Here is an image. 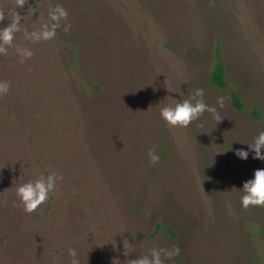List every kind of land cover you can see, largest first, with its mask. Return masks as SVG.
Here are the masks:
<instances>
[{
  "label": "rangeland",
  "instance_id": "obj_1",
  "mask_svg": "<svg viewBox=\"0 0 264 264\" xmlns=\"http://www.w3.org/2000/svg\"><path fill=\"white\" fill-rule=\"evenodd\" d=\"M56 3L67 30L18 32L0 54V264H70L69 247L80 264H125L173 244L166 264H264V205L240 202L264 168L248 146L264 130V0H28L24 28ZM218 57L225 89L210 81ZM194 88L224 96V118L169 126L160 107ZM51 170L55 192L25 212L17 186Z\"/></svg>",
  "mask_w": 264,
  "mask_h": 264
},
{
  "label": "clouds",
  "instance_id": "obj_2",
  "mask_svg": "<svg viewBox=\"0 0 264 264\" xmlns=\"http://www.w3.org/2000/svg\"><path fill=\"white\" fill-rule=\"evenodd\" d=\"M28 2V0H16V7L9 9L7 14L0 11V21L6 17L8 23L0 27V54H6L9 50L7 46H13L16 33L23 31L25 40L36 42L40 40H52L57 36V29L61 28L64 21L69 15L68 10L61 4L56 3L51 6L47 19L43 20L38 29L28 31L22 24L23 13L20 9ZM69 24H63L65 30ZM16 52L20 54L22 60L33 55L32 49L29 47L16 46ZM10 84L8 81H0V95L7 93ZM224 96L216 97V105L209 104L205 101V89L194 88L188 98H184L176 102L174 105H163L159 109L160 117L169 126L188 127L193 121L207 111L217 122L221 121L224 116L218 110L224 107ZM242 143V142H241ZM249 149L254 150V158L264 161V130H260L248 143ZM231 149V146L228 148ZM235 154L241 159L248 157V150L244 148L234 149ZM148 158L151 163H156L160 156L154 149H148ZM62 174L55 170L48 171L45 175L39 174L35 179H29L16 188V196L23 204L25 212H33L39 205L49 199L57 188V182L62 180ZM240 202L242 207L250 205H264V168H256L251 178L242 182ZM71 257L70 264H80L79 256L76 248L69 247L67 249ZM179 249L173 244L172 247L153 246L148 249L146 254L127 258L128 252L125 251V264H166V261L173 258Z\"/></svg>",
  "mask_w": 264,
  "mask_h": 264
},
{
  "label": "trees",
  "instance_id": "obj_3",
  "mask_svg": "<svg viewBox=\"0 0 264 264\" xmlns=\"http://www.w3.org/2000/svg\"><path fill=\"white\" fill-rule=\"evenodd\" d=\"M224 75H225L224 64L222 60L218 57V60L210 74L211 83L218 88L225 89L226 85H225ZM230 95L234 105L236 107H241L240 101L238 100L237 96L234 93H231Z\"/></svg>",
  "mask_w": 264,
  "mask_h": 264
}]
</instances>
